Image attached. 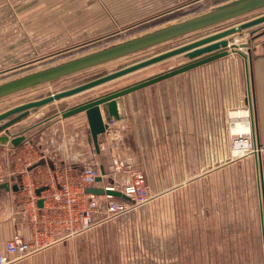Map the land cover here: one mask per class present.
Instances as JSON below:
<instances>
[{
  "label": "crops",
  "instance_id": "crops-1",
  "mask_svg": "<svg viewBox=\"0 0 264 264\" xmlns=\"http://www.w3.org/2000/svg\"><path fill=\"white\" fill-rule=\"evenodd\" d=\"M5 1L0 0V18ZM155 1L191 2L182 9L169 7L172 15L195 7L194 2L208 1L207 10L201 14L205 15L232 0ZM26 4L30 26L23 27V33L43 34V46L49 38L52 42L54 31L65 36L69 27L82 26L78 7H74L77 4L70 0H27ZM68 15L77 17L76 22H62ZM258 29L250 58V85L245 75L252 128L263 149L255 154L252 166L244 158L229 161L225 150L191 153L198 143V120L206 117L198 115V108H222V98L227 104L230 95L232 100L240 99L233 75L221 80L224 90L219 86L198 88V77H204L205 82L216 79L190 72L123 97L119 104L122 118L109 123L106 133L99 136V150L84 113L63 119L49 117L48 109H43L42 114L32 113L12 126L11 134L23 135L25 141L18 147L0 142V157L4 158L0 172L9 187H0V243L18 235L39 247L14 264H150L152 259L159 264L165 257L182 256L186 250L183 256L195 257L201 243H206V250H228L243 257L246 235L260 246L262 235L264 241V192L262 196L259 189L244 184L252 167L258 168V161L264 160V25ZM186 81L188 85H184ZM206 118L213 119L214 123H206L210 128L218 133L224 130L223 116ZM45 149L50 151L46 157ZM115 158L144 170L155 200L128 217L72 234V227L80 226L81 208L78 204L69 213L59 211L52 194L63 185L78 189L80 174L89 165L98 168L102 177L94 188L124 181L125 175L114 173ZM182 177L190 178L188 186ZM52 183L57 185L52 188ZM40 189L44 190L38 195ZM170 247L172 252L168 253Z\"/></svg>",
  "mask_w": 264,
  "mask_h": 264
},
{
  "label": "rangeland",
  "instance_id": "rangeland-1",
  "mask_svg": "<svg viewBox=\"0 0 264 264\" xmlns=\"http://www.w3.org/2000/svg\"><path fill=\"white\" fill-rule=\"evenodd\" d=\"M70 1L71 3L77 4L74 7H78L77 15L78 19L80 20L79 22H83L81 24L82 26L80 27L79 25V27H69L67 31L69 33L65 36H63L64 34L59 36L54 31L51 34V36H53L52 42L49 43V38L46 46H43L46 42L44 41L43 37L45 36L43 34L28 35L27 33H23V27L28 28L30 26V24L27 25L28 19L26 17L29 15L27 13L28 9H25L28 5L26 4L27 0L5 1L6 4L4 15L2 18H0V32L4 28V32L0 33V36L2 37L0 41V85L19 79L28 74L43 71L45 69L111 48L125 41L152 33L164 27L182 23L189 19L201 16V14L207 10L205 7L209 5L208 1L194 2L193 4H195V7L192 6L188 10H184L172 15L170 11L172 8L169 7H174L176 9L178 5V7H181L180 9H182L191 2H160L152 0L143 3L140 0H84L83 2L79 3V1L76 0ZM24 11L25 14L23 13ZM261 15H264V7L236 17L232 20L211 26L206 30L172 39L170 41L140 50L131 55L111 60L109 62L89 67L52 81L39 83L13 92L0 98V113L14 106L21 105L32 100L41 99L53 93L67 90L88 81L119 71L127 66L139 63L185 43H189L194 39H200L229 28L237 27ZM76 19L77 17L69 16L65 19H62V22L66 21L68 23H74L76 22ZM249 31H242L230 37L229 41L232 42L234 46H237V53L220 59L221 61H219L217 64L211 65L210 63L203 67L186 72H192L193 74L198 75L208 74L211 76L210 79H216V81L212 80L205 82L204 77H198L197 86L201 89L211 87L213 88V86L214 89H216V86H219L218 88L221 87V89L224 90V83L221 80L228 79V75H233L236 82L234 85L235 87L240 88L241 93V100L239 98L232 100L230 95L228 101H226L227 104H225V99L222 98L224 103L222 108L216 106L198 108V115H204L206 117L217 116L218 118L223 116L224 130L220 131L221 133H218L217 130L206 125V123H214L212 121L213 119L210 120L209 118L205 117L201 118V120H198L196 136L198 143L196 147H193L195 148L193 151L191 148V153L203 154L205 152H212L217 154L221 151L224 152L225 150V152L227 151L228 158L231 159L232 143L234 141L233 139L238 136L237 134L249 132L252 133V131H254L251 125L252 114L248 104L246 103L248 87L245 80V75H248L249 80L250 58L252 55L253 44L258 37L257 32L259 29L253 37L250 35ZM14 42L15 46L13 45ZM19 42H21V44H19ZM230 57L231 59L228 61V58ZM185 62L186 59H184L182 56L174 57L170 60L129 74L82 94L56 101L41 108L36 113L42 114L43 109H48L46 115H49V117H61V113L66 109L81 104L91 98L122 89L145 80L151 76L166 72L169 69L178 67ZM243 62L245 65H243ZM188 84V81L184 83V85ZM228 90H230V88H228ZM240 110H248L249 112L248 120L250 123V128L244 129L243 131L233 129V123L237 120L233 114H235L234 112ZM206 139L208 141H206ZM210 140L211 143L209 142ZM222 143L225 144L222 146ZM255 156L256 155L252 153L243 158L248 159L249 165L252 166L253 163H255ZM243 158H241V160ZM2 164H4V158L0 157L1 167H3ZM193 164L195 165V163ZM185 167L188 168V163H185ZM183 168L182 176L184 175ZM181 180L182 182L187 180L186 185L188 186V181L190 178L182 177ZM245 180V185H251V189H258V171L256 166L255 168L252 167L251 175L246 177ZM147 181L149 183L148 178ZM148 186H150V184H148ZM260 240V246H258L256 241L252 242L251 236L246 235L243 257H238L233 251L228 250H206L204 248L206 243H201V247L196 250L197 255L195 257H189L188 255L183 256V253H187L188 250H186L182 253V256L175 258H172V256L165 257L163 259V263L161 261L159 264H264L263 235L262 239ZM171 249L172 247H170V251L168 253L172 252ZM126 264H128L127 261ZM129 264L138 263L131 261ZM150 264L157 263L155 259H152Z\"/></svg>",
  "mask_w": 264,
  "mask_h": 264
},
{
  "label": "water",
  "instance_id": "water-1",
  "mask_svg": "<svg viewBox=\"0 0 264 264\" xmlns=\"http://www.w3.org/2000/svg\"><path fill=\"white\" fill-rule=\"evenodd\" d=\"M262 7H264V0L229 1L225 5L219 6L205 15L164 27L152 33L125 41L111 48L6 82L0 85V98L27 87L52 81L89 67L131 55L151 46L189 35L205 28L232 20ZM262 25H264V15L256 17L237 27L229 28L216 34L185 43L149 59L127 66L119 71L88 81L76 87L59 91L41 99L32 100L7 109L0 113V142L1 144L10 142L14 147H18L22 144L25 141V136L18 135L14 137L11 134L10 128L36 112L39 108L90 91L96 87L170 60L174 57L182 56L186 59V62L178 67L171 68L166 72L151 76L122 89L91 98L81 104L66 109L61 113L63 119L84 113L88 121L94 145L96 149L99 150V136L106 133L109 123L120 121L122 118L119 104L123 97L158 82L203 67L212 62L228 57L231 54L237 53V46H234L233 43L226 38L246 30H252L249 32L253 37L258 31V29L254 28H259ZM2 133H4V135H1ZM101 180L102 177H99L97 182H100ZM0 187L9 189L7 184H2ZM14 189H17V187H14ZM43 190L44 189L38 190L37 194L40 195ZM87 193L103 195L104 190L91 187L87 189ZM114 195L119 196V194L115 193ZM40 204L42 205V201Z\"/></svg>",
  "mask_w": 264,
  "mask_h": 264
},
{
  "label": "built area",
  "instance_id": "built-area-1",
  "mask_svg": "<svg viewBox=\"0 0 264 264\" xmlns=\"http://www.w3.org/2000/svg\"><path fill=\"white\" fill-rule=\"evenodd\" d=\"M248 106L251 112L252 103H249ZM237 135L233 139L230 160L241 159L252 153L260 154L263 151L258 144L255 132ZM30 147L33 149V145ZM49 153L50 151L45 149L44 157L48 156ZM113 165L115 174L126 177L120 183L105 186L103 195L87 193V189L93 187L97 183V179L101 177L100 170L90 165L83 168L78 189L63 185L59 188L60 190L52 194L51 200L57 205L59 204V211L69 213L74 206L79 204L81 208L80 226L79 228L72 227L70 231L72 234L89 231L106 221H116L128 217L155 200L156 197L150 193L144 170L132 168L129 162L119 158L113 160ZM4 182L5 177L0 172V186ZM56 185V183H52L51 187ZM114 193L119 194V196L114 195ZM38 249L36 244L29 243L21 236L15 235L12 239L0 243V264H14L27 258Z\"/></svg>",
  "mask_w": 264,
  "mask_h": 264
},
{
  "label": "bare ground",
  "instance_id": "bare-ground-1",
  "mask_svg": "<svg viewBox=\"0 0 264 264\" xmlns=\"http://www.w3.org/2000/svg\"><path fill=\"white\" fill-rule=\"evenodd\" d=\"M229 37H231V36H229ZM226 39H228V37ZM40 109L41 108H39L37 111H39ZM36 112H34V113H36ZM234 113L235 114H233V113L232 114L235 116V119L237 118V120L235 121V125L233 126V129H238L240 131H243L244 129L250 128V123H249V120H248L249 119V112H248V110L247 111H241L240 110V111H237V112H234Z\"/></svg>",
  "mask_w": 264,
  "mask_h": 264
},
{
  "label": "flooded vegetation",
  "instance_id": "flooded-vegetation-1",
  "mask_svg": "<svg viewBox=\"0 0 264 264\" xmlns=\"http://www.w3.org/2000/svg\"><path fill=\"white\" fill-rule=\"evenodd\" d=\"M261 161V162H260ZM257 171H258V189L260 190V192L262 193L263 196V192H264V171H263V163L262 160H259L257 163Z\"/></svg>",
  "mask_w": 264,
  "mask_h": 264
}]
</instances>
